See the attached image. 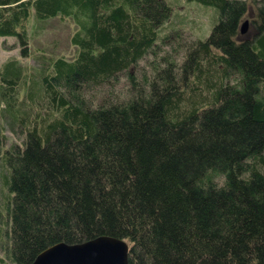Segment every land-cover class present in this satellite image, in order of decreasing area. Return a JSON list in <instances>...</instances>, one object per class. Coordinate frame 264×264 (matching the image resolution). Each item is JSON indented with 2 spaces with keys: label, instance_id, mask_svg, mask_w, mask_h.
<instances>
[{
  "label": "trees",
  "instance_id": "obj_1",
  "mask_svg": "<svg viewBox=\"0 0 264 264\" xmlns=\"http://www.w3.org/2000/svg\"><path fill=\"white\" fill-rule=\"evenodd\" d=\"M185 1L217 10L203 40L165 0H0L21 55L32 19L76 50L0 65V264L99 236L128 264H264V0Z\"/></svg>",
  "mask_w": 264,
  "mask_h": 264
},
{
  "label": "rangeland",
  "instance_id": "obj_2",
  "mask_svg": "<svg viewBox=\"0 0 264 264\" xmlns=\"http://www.w3.org/2000/svg\"><path fill=\"white\" fill-rule=\"evenodd\" d=\"M165 1L173 8V14L169 21L170 29L167 31L171 33V30L176 28L181 33L179 39L184 43H191L193 40H203L208 37L212 27L218 20L217 10L214 8L185 0ZM253 31L251 24L248 23L244 36L249 37ZM72 32L73 25L69 19L54 18L43 22H36L32 19L28 30V55H21V46L14 37L0 38V65L6 60L14 58L22 65L33 66L37 54H44L46 57L52 58L64 57L65 59H71L76 51L70 44ZM163 50L169 51L170 46H164ZM143 63L140 62V66H144ZM118 80L115 89L117 92H121L125 88V78L119 76ZM107 89L104 88L102 93L105 94ZM99 93L101 92L86 93L85 98H94Z\"/></svg>",
  "mask_w": 264,
  "mask_h": 264
},
{
  "label": "water",
  "instance_id": "obj_3",
  "mask_svg": "<svg viewBox=\"0 0 264 264\" xmlns=\"http://www.w3.org/2000/svg\"><path fill=\"white\" fill-rule=\"evenodd\" d=\"M247 25L245 20L241 33H245ZM128 251L124 240L99 236L77 244H53L40 252L31 264H128Z\"/></svg>",
  "mask_w": 264,
  "mask_h": 264
}]
</instances>
